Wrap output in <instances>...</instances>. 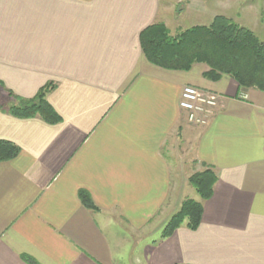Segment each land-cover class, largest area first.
<instances>
[{
	"label": "crops",
	"instance_id": "1",
	"mask_svg": "<svg viewBox=\"0 0 264 264\" xmlns=\"http://www.w3.org/2000/svg\"><path fill=\"white\" fill-rule=\"evenodd\" d=\"M218 15L264 38V0H0V140L21 148L0 162V264H264V91L141 45L151 24ZM47 84L60 122L9 113ZM186 85L219 94L207 124L180 108ZM204 165L218 180L200 226L162 238Z\"/></svg>",
	"mask_w": 264,
	"mask_h": 264
},
{
	"label": "trees",
	"instance_id": "2",
	"mask_svg": "<svg viewBox=\"0 0 264 264\" xmlns=\"http://www.w3.org/2000/svg\"><path fill=\"white\" fill-rule=\"evenodd\" d=\"M141 45L147 59L157 66L188 71L202 63L209 67L204 75L211 80L216 81L226 74L242 88L264 91V41L248 27L226 16L218 15L209 25H195L176 35L171 34L163 22L151 24L141 33ZM53 87L47 84L33 98H19L18 104L9 106V113L19 118L40 117L50 124L60 122L61 117L47 100V93ZM20 152L17 144L0 140V162L16 158ZM217 180L215 168L209 165L189 178L202 200L212 197ZM79 197L87 208L98 209L87 190L81 189ZM203 212V201L185 199L165 225L161 237L167 238L181 227L196 230ZM25 259L30 264H39L33 258Z\"/></svg>",
	"mask_w": 264,
	"mask_h": 264
},
{
	"label": "built area",
	"instance_id": "3",
	"mask_svg": "<svg viewBox=\"0 0 264 264\" xmlns=\"http://www.w3.org/2000/svg\"><path fill=\"white\" fill-rule=\"evenodd\" d=\"M219 94L186 85L181 91L179 106L186 112L187 119L195 125H205L219 106Z\"/></svg>",
	"mask_w": 264,
	"mask_h": 264
},
{
	"label": "rangeland",
	"instance_id": "4",
	"mask_svg": "<svg viewBox=\"0 0 264 264\" xmlns=\"http://www.w3.org/2000/svg\"><path fill=\"white\" fill-rule=\"evenodd\" d=\"M180 25H181L180 30L187 28V26H185L182 23ZM188 27H190V26H188ZM171 28H172V31L175 33L176 32V27L171 26ZM261 38L264 39L263 37H261ZM0 97H2V94H0ZM185 140H186L185 141V147H186V145L189 146V142L187 141V139H185ZM188 159H189V157L185 156V171L189 170L188 164H187ZM185 195H187L186 196L187 198H192V199H195V200H200L201 199V197L198 194V192L196 191V189L190 183L188 184V187L185 189Z\"/></svg>",
	"mask_w": 264,
	"mask_h": 264
}]
</instances>
